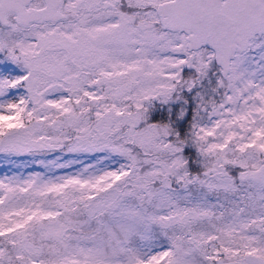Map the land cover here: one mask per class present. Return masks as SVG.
Instances as JSON below:
<instances>
[{
  "label": "snow or ice",
  "instance_id": "1",
  "mask_svg": "<svg viewBox=\"0 0 264 264\" xmlns=\"http://www.w3.org/2000/svg\"><path fill=\"white\" fill-rule=\"evenodd\" d=\"M0 154V264H264V0H0Z\"/></svg>",
  "mask_w": 264,
  "mask_h": 264
},
{
  "label": "rangeland",
  "instance_id": "2",
  "mask_svg": "<svg viewBox=\"0 0 264 264\" xmlns=\"http://www.w3.org/2000/svg\"><path fill=\"white\" fill-rule=\"evenodd\" d=\"M49 159L51 157H48ZM72 157H65V160ZM80 165L76 164L73 167L63 170H57L56 175H61L69 172H75L79 169ZM34 171H45L41 166L37 165L31 157H11L6 158L0 154V179L4 176H27Z\"/></svg>",
  "mask_w": 264,
  "mask_h": 264
}]
</instances>
